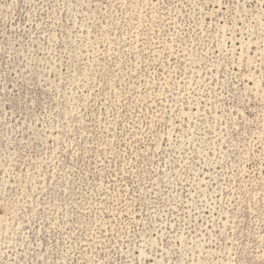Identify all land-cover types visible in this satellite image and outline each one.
<instances>
[{"label":"rangeland","instance_id":"obj_1","mask_svg":"<svg viewBox=\"0 0 264 264\" xmlns=\"http://www.w3.org/2000/svg\"><path fill=\"white\" fill-rule=\"evenodd\" d=\"M0 264H264V0H0Z\"/></svg>","mask_w":264,"mask_h":264}]
</instances>
